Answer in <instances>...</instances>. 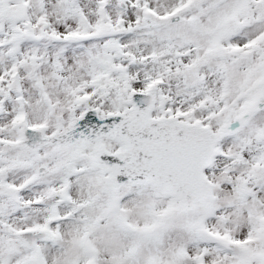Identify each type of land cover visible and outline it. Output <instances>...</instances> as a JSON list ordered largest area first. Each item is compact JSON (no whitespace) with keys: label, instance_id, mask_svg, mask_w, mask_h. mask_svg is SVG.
Segmentation results:
<instances>
[{"label":"snow or ice","instance_id":"1","mask_svg":"<svg viewBox=\"0 0 264 264\" xmlns=\"http://www.w3.org/2000/svg\"><path fill=\"white\" fill-rule=\"evenodd\" d=\"M0 264H264V0H0Z\"/></svg>","mask_w":264,"mask_h":264}]
</instances>
